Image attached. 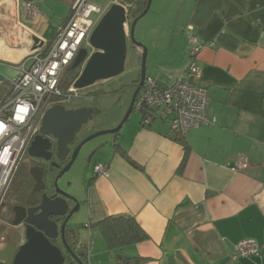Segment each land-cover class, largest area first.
<instances>
[{
  "label": "crops",
  "instance_id": "crops-1",
  "mask_svg": "<svg viewBox=\"0 0 264 264\" xmlns=\"http://www.w3.org/2000/svg\"><path fill=\"white\" fill-rule=\"evenodd\" d=\"M24 1L0 0L1 79L18 74L16 64L52 38L71 8L57 23L38 5V14L28 16ZM178 11L176 24L165 27L170 38H188L184 61L150 77L171 84L186 70L190 46H197L199 72L188 80L206 90L209 122L179 139L169 121L142 124L138 111L121 130L104 134L110 138L90 145L89 157L96 158L85 191L92 220L83 227H98L90 222L105 216L132 217L147 237L123 247L145 258L142 264H264V0H183ZM49 22L55 30L46 38ZM104 91L101 98L113 92ZM239 157L248 167L234 171ZM99 164L106 174L94 171ZM245 239L259 245V254L230 260ZM102 241L98 264L112 259L103 233Z\"/></svg>",
  "mask_w": 264,
  "mask_h": 264
},
{
  "label": "built area",
  "instance_id": "built-area-1",
  "mask_svg": "<svg viewBox=\"0 0 264 264\" xmlns=\"http://www.w3.org/2000/svg\"><path fill=\"white\" fill-rule=\"evenodd\" d=\"M23 6L28 16L38 14L33 1H24ZM106 7L89 0H74L67 20L57 27L52 38L39 43L36 50L16 64L18 74L11 79L0 78V207L12 174L39 131L45 111L75 95L77 89L73 85L68 87L67 96L62 95L61 81L79 49L85 47L84 42H88ZM189 40L194 41L190 34ZM197 53V46L189 48L187 68L171 84H163L153 77L144 79L133 105V109L142 114V124L155 118L165 120L172 114L171 130L185 133L209 122L208 94L188 80L189 75L199 72L195 61ZM247 167L245 158L239 157L232 169L242 171ZM94 171L106 174L107 168L99 164L94 166ZM259 251L255 241L245 239L234 246L229 258L238 261L257 256Z\"/></svg>",
  "mask_w": 264,
  "mask_h": 264
},
{
  "label": "water",
  "instance_id": "water-1",
  "mask_svg": "<svg viewBox=\"0 0 264 264\" xmlns=\"http://www.w3.org/2000/svg\"><path fill=\"white\" fill-rule=\"evenodd\" d=\"M135 1L121 0L122 3L111 4L88 38V43L93 50L88 53L87 48H80L71 64L72 68L82 66L73 83L75 89L110 79L124 70L127 38L129 36L130 42L138 49L136 55L140 58V71L128 108L115 127L98 130L79 144L71 153L69 163L61 173L69 168L80 148L89 140L99 135H113L120 129L133 109L134 101L144 79L148 77L145 75L146 50L139 42L134 40L133 30L138 19L148 11L151 0H146L144 8L132 19L127 31L126 25L129 19L127 7ZM97 113V108L82 106L76 109H65L62 105H54L48 108L42 117L39 128L40 134L52 135L57 138V157L63 159L70 151L68 145L72 142L75 132L82 125L92 120L93 115H97ZM42 140V135L34 137L28 146L30 155H44V150L48 148V145L40 146ZM36 148H40L41 151L36 153ZM35 178L36 184L29 193L33 197L36 191L43 188L40 174L36 175ZM57 179L58 177L55 179V191L74 201L75 207L66 214L59 226L57 221L52 219V216H62L68 209V204L61 195L48 196L42 193L40 202L36 206L25 210L22 207H16L14 209L16 215L11 224L17 225L23 221V235L15 229L11 232L9 242L0 250V264H64L65 253L77 259L65 241V230L68 228L67 222L77 209L79 202L73 196L59 189ZM30 202L34 203L33 200H30ZM58 235L64 250L51 241V239L57 238ZM77 261L81 264L78 259Z\"/></svg>",
  "mask_w": 264,
  "mask_h": 264
},
{
  "label": "rangeland",
  "instance_id": "rangeland-1",
  "mask_svg": "<svg viewBox=\"0 0 264 264\" xmlns=\"http://www.w3.org/2000/svg\"><path fill=\"white\" fill-rule=\"evenodd\" d=\"M89 1L104 6L108 0ZM110 1L111 3L109 2V5L113 3H122L121 0ZM33 2L48 15L52 16L57 23L60 18L67 14L71 7L68 0H34ZM180 3H183V0H151L148 11L145 15L140 17L135 24L133 38L146 50L145 75L148 77L152 75L157 76V74L161 72L165 74L166 71H164L162 67H168V65L176 61H184L180 53L185 47H188V38H170L166 29L167 27H165L166 25H174L178 21L180 16V12L178 11ZM130 19L131 18L128 19L127 26H130V21H132ZM49 23V29H47L44 34L46 38H50L55 30L53 23ZM127 30H129V28H127ZM84 46L88 47L87 49H91L88 42H84ZM135 49L136 52L134 51V45L130 42L128 37L124 70L110 79L75 90V95H73L69 101L64 102V104L70 106L71 109L93 104L99 111L100 109L104 111L102 114L98 115L100 120L97 121V119L92 124L97 128L103 127V129L111 124H114L113 126L115 127L123 118L133 92L129 86H122L129 85L130 82H133V79L136 81L139 78L140 58L136 55L138 49ZM66 86L67 83L60 86L63 93L67 92ZM104 90L113 92L101 98L99 93H102ZM64 104L62 103V105ZM137 115L138 111L135 108L132 109L127 118V122L134 120ZM172 117L173 115L170 114L165 121L170 122ZM116 120L118 121L116 122ZM105 138L110 137L107 135H99L89 140L79 151L70 167L60 175L57 181V185L62 191L73 196L79 202L77 209L67 222V227L72 228L74 226H79L80 241L87 244L88 255L90 256V252L92 253L91 258L87 261V263L90 262V264H98V261H96V258L99 257L97 251L100 249V245L103 241L102 232L99 227H91L90 229H85V227H83L85 223L92 220L88 205L86 204V202H88V195H86L85 190L87 180L91 176L94 159L96 158L95 156L91 160L87 148ZM6 200L7 197L4 201ZM1 209L2 207L0 210ZM91 245L92 249L89 252ZM123 252L128 253V251L124 250V247ZM112 261L111 259L107 261L106 264H113Z\"/></svg>",
  "mask_w": 264,
  "mask_h": 264
},
{
  "label": "flooded vegetation",
  "instance_id": "flooded-vegetation-1",
  "mask_svg": "<svg viewBox=\"0 0 264 264\" xmlns=\"http://www.w3.org/2000/svg\"><path fill=\"white\" fill-rule=\"evenodd\" d=\"M85 48H88V47H85ZM87 50H88V53H90L93 49L91 48ZM134 51H135V47H134ZM136 83H137V80H136ZM57 105H62V104H57ZM62 106L65 109H71V107L68 106L67 104H64ZM86 107L97 108L93 104L86 105ZM93 116L94 117L92 118V120L82 125L75 132L72 142H70L68 145L70 147V151L63 159H59L57 157V138H55L52 135L40 134V131L37 132L35 136L42 135V138H43L42 142H40V146H45L47 144L48 148L44 150V155H30L28 153V147L25 149L24 155L22 157V160L20 161V165L18 168V169L22 168L26 174L23 179L24 189L18 190V192L10 196L6 201L2 203V206H1L2 209L0 210V245H3L4 247L6 246V244L9 242L10 236L12 235L11 232H13L14 229L19 231L20 234L23 235V230H24L23 221H21L17 225L11 224V221L16 215V212L14 210L16 207H22L25 210L29 207L36 206L40 202L42 193H45L48 196H52L54 194L61 195L55 191L56 189L55 179L57 177L59 178L60 175L64 173V172L63 173L61 172L68 165L69 160H70V155L74 151V149L79 144H81L88 136H90L91 134L95 132L92 129L94 126V124L92 123L93 121H95V118L98 115H93ZM83 146L80 148V150L83 148ZM40 151H41L40 148H36V153ZM38 174H40V177L42 179L43 188L36 191L33 197L29 193L36 184L35 176ZM61 197L66 200L68 204V209L66 213L62 216H52V219L57 221L58 226L61 224L66 214L72 208L75 207L74 201H72L70 198L65 197L64 195L63 196L61 195ZM30 200H33L34 203L30 202ZM51 241L55 243L56 245H58L62 250H64V247L62 245L59 235L57 238L51 239ZM67 256H70V255L65 253L64 264H67L69 262V259L71 258V256L69 258Z\"/></svg>",
  "mask_w": 264,
  "mask_h": 264
},
{
  "label": "trees",
  "instance_id": "trees-1",
  "mask_svg": "<svg viewBox=\"0 0 264 264\" xmlns=\"http://www.w3.org/2000/svg\"><path fill=\"white\" fill-rule=\"evenodd\" d=\"M145 3L146 0H136L133 4L129 5L127 7V14L129 18L133 19L135 16H137L144 8ZM81 68V65L75 68L68 67L63 76L60 86H62V84L64 83H67L66 88L68 89V87L72 85V83L79 75ZM61 93L64 96L68 95V92ZM183 134L184 133L181 132H175L177 138H179L178 136H181ZM21 160L22 158L20 159V161ZM20 161L12 174L9 185L5 191L3 201L6 199V197L8 199L10 196L18 192V190L24 189L23 179L26 174L22 168L18 169ZM90 224L97 225L101 228L103 236L106 240L107 247L115 264H142L145 261V258L143 257L128 255L123 253L121 250L124 245L142 241L147 237L145 232L140 228V226L132 217L125 215H111L102 217L96 222H90ZM78 230L79 226L67 228L65 231V241L72 249L81 264H86L88 246L86 243H81L79 241ZM67 257L69 258L70 256ZM77 259L71 257L67 264H80L78 263Z\"/></svg>",
  "mask_w": 264,
  "mask_h": 264
},
{
  "label": "clouds",
  "instance_id": "clouds-1",
  "mask_svg": "<svg viewBox=\"0 0 264 264\" xmlns=\"http://www.w3.org/2000/svg\"><path fill=\"white\" fill-rule=\"evenodd\" d=\"M90 36V35H89ZM89 38V37H88ZM85 48V47H84ZM29 146V145H28Z\"/></svg>",
  "mask_w": 264,
  "mask_h": 264
}]
</instances>
